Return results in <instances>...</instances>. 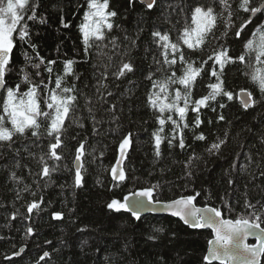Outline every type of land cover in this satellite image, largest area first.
<instances>
[{"label":"trees","instance_id":"16d2710c","mask_svg":"<svg viewBox=\"0 0 264 264\" xmlns=\"http://www.w3.org/2000/svg\"><path fill=\"white\" fill-rule=\"evenodd\" d=\"M31 2L38 8L27 15L35 14L36 19L29 21L25 16V23L36 47L20 41L17 33L16 47L10 53L5 72V88L0 94V114L7 88L15 89L20 84L19 91L27 92L30 86L40 83L41 78L35 75L38 70L31 67L29 58L34 63H40L41 58L45 62L39 70L48 88H54V79L43 70L46 62L55 61L51 65L54 75H62L64 62L72 60L75 74L68 77L65 86L75 85L77 100L74 114L66 120L63 145L57 149L61 160L50 157L49 143L54 141L46 134L36 139L28 132L11 147L0 146V264H207L204 256L211 239L209 231L191 230L169 216L148 215L137 220L124 210L108 209L107 204L113 199L122 202L134 191L157 185L156 201L169 202L180 195L200 192L194 204L223 208L224 218L245 215L246 201L256 205L258 212L264 210L261 209L264 95L246 78L243 65L227 66L226 87L234 92L235 98L228 101L226 97H218L209 101L210 107L200 111L203 123L199 129L194 126L197 114L189 111L185 121L189 127L184 129L187 147L181 150L165 141L157 156L152 137L159 126L155 123L154 109L147 102L150 91L155 89L146 77L155 73L157 79H163L165 73L163 69L158 71L160 65L154 62V57L164 61V50L154 42L152 33L156 30L168 33L175 42L176 29L184 24L183 10L193 0H156L151 9L132 0H109V10L117 15L111 18L113 29L104 30L107 36L104 56L98 55L95 47L85 51L78 26L87 11L86 0ZM205 2L215 8L222 20L214 30L215 35H209L201 49H184L185 56L197 63L218 48L217 37L224 42L225 26L230 23L220 0ZM261 2L252 0L256 7ZM239 3L240 0H229L237 24L246 15L250 16L236 12ZM257 17L264 21V14ZM113 37L119 45L116 49L110 43ZM129 40H134L135 45L122 56ZM227 44L232 56L242 54V45L231 36ZM108 55L112 56V62L108 61ZM122 61H131L135 70L117 79ZM163 67L166 69L168 65ZM105 71L108 78L100 79L99 83L106 87L98 92V78ZM26 75L33 79L32 85L22 83ZM209 79H200L193 99L207 95ZM241 89L251 92L255 101L248 109L237 100ZM220 103L225 107L221 109ZM220 114L226 121L217 120ZM6 126L11 128L10 123ZM45 131L42 121L41 132ZM194 132H203L207 143L196 140ZM129 134L131 143L122 164L126 179L113 182L111 174L119 143ZM166 134H172L170 124L166 126ZM219 138L227 141L222 150L218 154L206 151ZM81 144L84 145L80 161L82 182L77 187L74 158ZM193 154L199 159L191 165L189 175L186 164ZM41 156H45L50 168H56L48 177L41 175ZM33 202L39 208L29 214L27 206ZM229 204L231 212L226 207ZM57 213L59 219L54 218ZM27 227L34 230L30 236ZM22 247L25 251L21 257L7 260ZM44 252L49 255L41 260Z\"/></svg>","mask_w":264,"mask_h":264},{"label":"snow or ice","instance_id":"6c2138e0","mask_svg":"<svg viewBox=\"0 0 264 264\" xmlns=\"http://www.w3.org/2000/svg\"><path fill=\"white\" fill-rule=\"evenodd\" d=\"M86 2L87 11L84 12L83 21L78 26L82 34L85 51L95 47L98 50V55L104 56L106 53L103 49L107 47L104 44L107 39L104 30L111 31L113 29L114 24L111 22V18L115 17L117 13L109 10V0H86ZM155 2L156 0H146L147 8H153ZM220 4L222 8L227 10L226 14L230 21L225 26V40L220 42L217 37L218 48L213 49L207 59L202 58L199 63L195 60H189L184 54V49L192 51L201 49L209 35H215L214 30L222 20L215 8L209 6L205 0H193V3L183 10L185 20L182 28L176 29L178 38L175 42L170 39L168 33H162L159 30L152 33L154 42L164 50V61L161 62L154 57V62L160 65L158 71L163 69L165 73L163 79H157L155 73L146 77L152 83V88L155 89V91H150L147 102L154 109L155 123L159 126L153 132L152 137L157 156L160 155V146L165 141L169 146H178L181 150L187 147L184 129L189 127V124L185 122L189 111L197 114L194 126L199 129L203 123L199 118L200 111L204 107H210L209 101H215L218 97H226L228 101L235 98L234 92L227 90L226 87L225 71L227 66L236 63L243 65L246 69L244 73L246 78L256 85L260 93L264 95V21L260 20L259 17L253 20L246 15L237 24L229 0H220ZM37 8L38 5H34L31 0H0V85H5V72L9 65L10 53L16 47L17 33L20 41H24L29 47H36L31 40L29 28L25 23V16L29 21L35 20V14L27 15V13L29 11L35 13ZM240 11L245 14H264V3L256 7L253 6L252 0H240L236 12ZM253 25L254 27H252ZM64 26L67 27L68 25L64 24ZM229 36L234 42L242 45L241 55L232 56L231 49L227 44ZM125 39L128 40V37ZM110 43L113 49L119 47L115 37L111 39ZM134 45L135 41L129 40L122 56L126 54L127 49ZM169 54L171 59H169ZM107 59L112 62L111 55H108ZM29 61L31 67L38 70L35 75L41 78L40 83L30 86L27 92L19 91L20 84H17L15 89H6V100L2 114H0V146L11 147L16 139L27 135L28 132H31V136L36 139H40L42 135L46 134L54 141L49 143L50 157L59 161L62 157L58 154L57 149L63 145L62 136L66 120L70 114H74L76 107L77 95L75 93L78 91L77 88L75 85L65 86L68 77L75 74L74 62L72 60L65 61L63 74L54 75V69L51 65L56 62L47 61L43 70L49 74L50 79H54V88H48L39 70L41 64L45 63L43 59L41 58L40 63L31 62V58ZM164 64L168 65L166 69L163 67ZM256 65H260V67ZM134 70L131 61H122L116 78L132 73ZM203 77L210 78L207 83V88L210 91L207 95L193 99L194 89ZM107 78V71L101 73V77L98 78V92L101 88L106 87V85L100 84L99 80ZM22 83L32 85L34 81L26 75ZM244 95H247V99H243L241 102L247 109L255 101L251 92H245L244 89H241V96ZM219 107L222 109L225 105L220 103ZM89 110H92L91 106ZM217 120L226 121V118L220 114ZM42 121L46 130L45 133L41 132ZM8 123L11 124V128L6 126ZM169 124L172 133L170 136L166 134V126ZM194 138L207 143L203 132L199 134L194 132ZM226 142V139L219 138L213 141L206 151L210 154H218ZM130 143V134L122 138L119 143V155L121 157L125 156ZM83 147L84 145L81 144L77 148L74 158L76 163L74 179L77 187L82 182L81 164L79 162L82 159ZM198 159L199 157L195 154L189 158L186 164V167L189 168V175L192 174L191 165ZM40 163L43 165L41 170L43 177L50 176V173L56 170L54 166L51 168L48 166L45 156L40 157ZM119 165L120 161L117 160L116 167L112 168V178L113 180L124 181L126 179L125 170L121 169ZM229 183L231 184L232 181L230 180ZM157 187V185H153L150 188L134 191L131 194L132 203H128L129 196H125L123 202L113 199L107 204V208L117 212L131 210V215L139 220L140 213L137 209L160 203L154 200V192ZM200 195V192L195 191L194 194L180 195L164 204V208L170 211L173 216L179 217L191 228L211 229L214 239L208 241V254L204 257L207 264H211L212 261H219V264H264V226H262L264 225V210L258 212L256 205L246 201L244 205L245 215L224 218L223 208L196 207L194 201ZM226 207H228L229 212L232 211L230 204ZM38 208V203H30L27 206V212L31 214L34 209ZM261 209H264V203H261ZM54 218L59 219L60 214H55ZM26 231L27 235L30 236L34 230L32 227H27ZM156 231L159 232L162 229H156ZM249 236L255 237V244L245 242ZM48 255V252H44L40 259L45 260Z\"/></svg>","mask_w":264,"mask_h":264},{"label":"water","instance_id":"95a60500","mask_svg":"<svg viewBox=\"0 0 264 264\" xmlns=\"http://www.w3.org/2000/svg\"><path fill=\"white\" fill-rule=\"evenodd\" d=\"M132 1H136L137 3L145 6L147 8V5H146V0H132ZM264 3V0H262V2L259 4V6ZM155 4V3H154ZM258 6V7H259ZM260 13H256V14H250L249 18L251 19H255ZM5 88V85H0V94L2 93V91L4 90ZM247 92V91H245ZM237 97V100L238 102L241 104V106L244 108L243 106V103L241 102L243 99H247V95H244V96H241V91H239L236 95ZM253 106V105H252ZM245 109V108H244ZM248 109V108H247ZM127 151V150H126ZM123 159L124 157H121L119 154H118V157H117V160L120 161V165L119 167L122 169V164H123ZM117 160L114 164L113 167H116L117 165ZM80 163V162H79ZM74 169H76V163L74 162ZM112 176V174H111ZM113 179V178H112ZM118 180H113V182H117ZM140 191V190H138ZM132 193L126 195V196H129V201L128 203H132V196H131ZM139 199V198H137ZM124 201V198L122 200V202ZM146 202V201H145ZM170 202V201H169ZM168 202H160V203H154L152 205H147V207H144V208H140V209H137V211H139L140 213V217H143V216H148V215H152V216H169V217H172V218H175L177 219L178 221H180L184 226L190 228L191 230H196L194 228H191L190 226L186 225L182 220L179 219V217H176V216H173L171 214L170 211H167L165 208H164V204H166ZM195 205V204H194ZM196 206V205H195ZM198 208H203V207H199V206H196ZM126 213L130 214L131 215V210L129 211H125ZM200 230H207L211 233V239H214V235L211 231V229H207V228H199ZM246 243L248 244H255L256 243V240H255V237L254 236H249L248 239L245 241ZM208 249H209V244H207V249H206V253H205V256L208 254ZM25 251V247H22L20 248L15 254H13L12 256L8 257L7 260H10L12 258H19L22 256V254L24 253ZM204 256V257H205ZM206 262V261H205ZM207 263V262H206ZM211 264H219V261H212Z\"/></svg>","mask_w":264,"mask_h":264}]
</instances>
